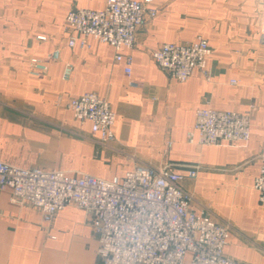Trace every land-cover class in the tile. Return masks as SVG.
I'll return each mask as SVG.
<instances>
[{"label": "crops", "instance_id": "1", "mask_svg": "<svg viewBox=\"0 0 264 264\" xmlns=\"http://www.w3.org/2000/svg\"><path fill=\"white\" fill-rule=\"evenodd\" d=\"M105 4L0 0V160L109 180L138 165L180 174L196 167V179L182 183L193 198L192 210L207 208L228 226L227 257L264 264V208L254 189L264 154V0H155L160 12L137 33L131 76L110 45L90 37L85 47L67 44L71 36L82 35L66 28V15ZM199 35L212 50L210 80L196 71L179 83L154 62L152 53L161 45L189 43ZM56 49L60 59L48 60ZM34 57L46 61L42 77L29 74ZM66 63L73 71L64 81ZM85 93L110 102L116 113L113 141H100L90 123L73 117L68 103ZM208 102L216 110L249 113V141L190 143L196 112ZM98 247L84 210L70 205L46 224L40 209L12 201L10 189L0 190V264H101Z\"/></svg>", "mask_w": 264, "mask_h": 264}, {"label": "built area", "instance_id": "2", "mask_svg": "<svg viewBox=\"0 0 264 264\" xmlns=\"http://www.w3.org/2000/svg\"><path fill=\"white\" fill-rule=\"evenodd\" d=\"M155 0H106L101 10L75 9L65 17L66 28L82 35L71 36L69 47L87 46L86 38L110 45L115 60L132 74L133 55L139 29L159 14ZM264 38V15L260 29ZM46 40L45 37H38ZM127 49L128 53L123 50ZM208 40L199 35L189 43H165L152 53L154 62L179 83L187 82L199 71L210 80ZM54 50L48 60L58 61ZM46 61L31 58L29 74L42 77ZM73 65L66 63L62 79L69 80ZM238 82L232 80L231 84ZM131 86H136L130 80ZM73 117L91 124L92 134L106 143L115 139L116 113L110 102L96 93H85L68 103ZM252 122L249 113L216 110L210 102L196 112L188 141L200 146L222 143L233 146L249 141ZM168 147L172 142L168 141ZM197 169L180 174L169 167L160 169L138 165L122 178L104 179L88 174L70 175L62 170L22 168L0 160V190L10 189L12 201L30 203L40 209L50 224L68 206L84 210L99 242L101 264H241L225 255L230 232L216 221L210 210H192V196L185 191V179H196ZM254 189L264 208V154Z\"/></svg>", "mask_w": 264, "mask_h": 264}, {"label": "water", "instance_id": "3", "mask_svg": "<svg viewBox=\"0 0 264 264\" xmlns=\"http://www.w3.org/2000/svg\"><path fill=\"white\" fill-rule=\"evenodd\" d=\"M262 42L264 43V38H262Z\"/></svg>", "mask_w": 264, "mask_h": 264}, {"label": "rangeland", "instance_id": "4", "mask_svg": "<svg viewBox=\"0 0 264 264\" xmlns=\"http://www.w3.org/2000/svg\"><path fill=\"white\" fill-rule=\"evenodd\" d=\"M261 29V28H260Z\"/></svg>", "mask_w": 264, "mask_h": 264}]
</instances>
